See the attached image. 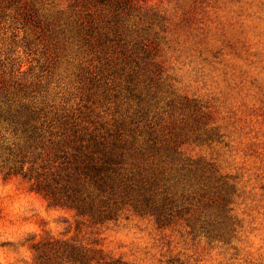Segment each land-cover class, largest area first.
Wrapping results in <instances>:
<instances>
[{"label": "rangeland", "instance_id": "obj_1", "mask_svg": "<svg viewBox=\"0 0 264 264\" xmlns=\"http://www.w3.org/2000/svg\"><path fill=\"white\" fill-rule=\"evenodd\" d=\"M0 264H264V0H0Z\"/></svg>", "mask_w": 264, "mask_h": 264}]
</instances>
